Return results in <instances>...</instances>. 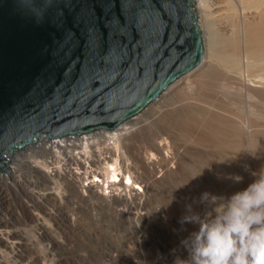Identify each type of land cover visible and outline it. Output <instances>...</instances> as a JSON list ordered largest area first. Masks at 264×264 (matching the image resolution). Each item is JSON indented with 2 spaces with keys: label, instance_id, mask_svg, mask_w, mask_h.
<instances>
[{
  "label": "bare ground",
  "instance_id": "bare-ground-1",
  "mask_svg": "<svg viewBox=\"0 0 264 264\" xmlns=\"http://www.w3.org/2000/svg\"><path fill=\"white\" fill-rule=\"evenodd\" d=\"M193 1L205 46L204 59L196 71L184 79L180 78L181 81H176L149 109L147 107L140 113L138 119L134 117L128 120L115 133L99 130L82 139H79L80 135L76 136L81 149L78 153L72 150L74 147L79 149L75 143L70 147L67 140L63 141L64 146L47 144L52 139H43L36 145L26 147L31 149L22 152L23 154H18L21 150L14 154L10 161L27 164L35 177L23 181L14 167L9 169L7 178L0 177V201L6 207L5 213L0 210V264H173L176 256L185 255L180 243L174 244L175 247L178 246L175 250L160 249L161 247L148 250L147 232L143 228L137 229L134 234L130 233L133 235L128 237L120 249L113 244L108 245L110 242L105 245L95 244L88 239L90 235L87 238L84 234L83 224L80 222L86 215L95 214L96 209L105 205L114 206L118 215L129 217L139 226L140 222L142 224L149 217L144 199L171 183L176 176H183L186 154L184 147L178 145L173 131L163 132L169 138V143H174L172 148L175 150L172 153H166L172 145L159 142L162 135L153 140L150 138L147 146L146 143L132 144L134 139L132 141L130 137L137 126L144 127L147 123L158 120L162 113L170 114L172 119L179 111L175 105L171 107L175 90L192 88L193 83L209 80L210 83L220 82L230 88L247 103L249 111L258 107V104L264 106V0ZM207 102L213 105L208 99ZM230 103L236 104H227ZM185 113L182 111L183 116H178L180 124L190 125L193 122L192 112L188 110ZM261 113L264 115V112ZM146 114H150V118L143 119ZM258 115L254 114L255 117L244 121L243 125L255 132L251 135L250 142L261 145L264 144V139L261 138L264 136L256 132L264 130V120L262 122L258 119ZM177 119L175 121L178 122ZM214 119V136L234 133V125L228 119ZM174 127L177 130L176 125ZM235 135L237 143L245 140L236 133ZM70 137L67 139L70 140ZM143 141L147 142L143 139L141 143ZM149 149L156 154L149 152ZM30 152L31 155L36 154V157L42 156L41 154H48L49 157L41 162L35 160V157V161H32ZM150 153L154 154L155 159ZM97 178L110 187L123 189L125 194H120L113 204L112 199L98 193L101 186L96 184ZM90 179L95 181L86 187L85 182ZM130 184L138 185L143 193ZM122 202L125 206L120 208ZM192 225L183 226L182 230L186 232L183 236L186 237L194 228L197 229L198 226ZM32 231L35 234L30 235ZM99 234L94 231L92 235L99 239ZM144 250H148V260L128 257Z\"/></svg>",
  "mask_w": 264,
  "mask_h": 264
},
{
  "label": "water",
  "instance_id": "water-1",
  "mask_svg": "<svg viewBox=\"0 0 264 264\" xmlns=\"http://www.w3.org/2000/svg\"><path fill=\"white\" fill-rule=\"evenodd\" d=\"M80 0H0V175L14 154L43 139L115 131L142 113L205 56L193 0H106L97 14L126 25L122 47L65 49L61 17Z\"/></svg>",
  "mask_w": 264,
  "mask_h": 264
},
{
  "label": "rangeland",
  "instance_id": "rangeland-1",
  "mask_svg": "<svg viewBox=\"0 0 264 264\" xmlns=\"http://www.w3.org/2000/svg\"><path fill=\"white\" fill-rule=\"evenodd\" d=\"M188 75H185L184 77L186 78L188 77ZM178 81H181V79ZM211 83L208 80V82H200L198 84L193 83L192 88L188 87V88L175 90L174 91L175 94L173 97L174 100L171 107L175 105L176 110L179 111L176 112L175 115H173L174 117L172 116V119H170L171 118L170 114L162 113L163 115L161 114L158 120L156 119L150 124L147 123V125H145L144 127L137 126L136 131L134 130V133H132V135L130 136L132 141L134 139L133 141L134 143L132 144L144 145L146 143L145 145L147 146V143L150 140V138L151 140H153L157 138L158 135L159 136L162 135L161 136L162 140H159V142L161 141L163 144L164 143L166 144L167 142V144H169L170 146L172 145L170 148L173 149V150L169 149V151H167L166 153H172L174 152L175 149L172 148L174 143L172 144L171 141L169 143V138L166 135H164L163 132H167L169 130L172 133L173 131L172 134H174V136L176 137L175 139L176 141H178L177 142L178 145L180 144V146L184 147L186 154L185 155L186 161L183 160L184 161L183 164L185 166L182 164V166H184L183 167L184 169L182 171L183 178L176 176L171 181L172 184L168 183L164 187L157 189L155 191L156 193L154 192L149 194L152 196L148 195V197H146L147 199L146 198L144 199V202L146 203V207L148 208L149 211V217L148 219L142 221V224L140 222L141 225L139 224V226L138 224H135V222L132 221V219H130L129 217H124L120 214L119 216L118 215L119 212L118 211H117L118 213L116 212L114 206L113 207L108 206L109 207L108 208L107 206L104 205L96 209L95 214L86 215L84 217L85 220L83 218L80 224H83L82 225L83 231L86 232V233L84 232V234L87 236V238L90 235L91 238L89 237L88 239L93 240L92 241L93 243L105 245L110 242L108 245L113 244L114 247L120 249L123 247L125 241L129 239L137 231V229L138 230L144 229L143 231L145 233L147 232L146 240L148 241L147 243L148 250L156 247H158V249L159 247H161L160 249L169 248L170 250H175L176 247L178 246L175 247L174 244L176 243L179 244L181 237L182 238L185 237L183 235L186 233L185 231H183L184 229L182 230V227L180 226V224L177 223V221L182 215L185 214L186 211L185 205L189 203L192 198L198 197L200 192L205 189L211 190L212 192L215 193L227 195L231 191H234L238 188H243L244 186L247 185V183H249L253 179V176L250 174L251 171L252 170L258 171L260 167L264 165V144L259 145L254 142L251 143L249 139L251 135L253 136L255 134V132L252 129L248 130V128H245L243 125L244 121H249L251 118H254L255 117L254 114H259L258 115L259 117L257 118L263 122L264 115H262L261 112H264V106L258 104V107L252 108L249 111V108L247 107V103L245 104V101L242 100L236 94H234L230 88H228L227 86H225L223 83L220 82L213 83V81H211ZM208 84L211 85L209 86ZM170 92L173 91L170 90ZM207 99L210 102H212L213 105L212 104L210 105V103L207 102ZM228 102H236V104L230 103L229 105L227 104ZM149 108L150 106H148L147 109ZM182 109H187V110H182ZM188 110L192 112V116H193V122H191L190 125L187 124L189 127L186 124L185 125L180 124V120H179V118L182 117L183 114H186L185 112ZM139 117L137 115V117L135 116L134 119H138ZM148 117L150 118V114H146L145 118L143 119H147ZM214 117H221L223 119H228L229 122H232L234 125V133L230 132L227 133V136H222V137L214 136L212 133V125L215 121ZM175 118L178 120V122L175 121L176 120ZM175 125L177 130L174 127ZM173 127L174 129H172ZM161 130L162 132H159ZM156 131H158L159 133ZM263 131L264 130L262 131L257 130L256 133L259 134L260 136L261 135L264 136ZM115 132L116 131H113L112 133ZM154 132L157 134H155ZM152 133L153 135L154 134L155 135L151 136ZM235 133L238 135L239 138L243 137V139L245 140L241 141L240 144L237 143L236 142L237 136L235 135ZM145 135L147 138L145 137ZM86 136L89 137V135L86 134L80 136L79 139H82ZM164 137L167 139H165ZM70 138H71L70 140L67 139V137H64L62 139L49 140L47 144L56 143L65 146L63 141L67 140L68 146L70 145V147H72L75 143L79 148L80 142L76 141L77 137L71 136ZM261 138L264 139V137ZM143 139L147 142L143 141V143H141ZM39 144L41 145V143ZM29 149H31V147L23 151L21 150V152H19L18 154L21 155L24 153V151H28ZM72 150L74 151V153H78L81 151L80 148L76 149L75 147ZM150 151L153 152L152 150L149 149V152ZM153 153L156 154L155 151ZM153 153L150 154L155 159ZM31 154L32 153L30 152V155ZM37 154L40 155V153ZM35 155L36 154L31 155L33 157L32 161L37 160L41 162L44 160V158L49 157L48 154H44V155L41 154L42 156H37V157ZM229 157L236 158L234 163L230 161L231 167H225L216 163L218 160H222ZM11 162L12 161L9 162L8 170L5 173L1 174L0 177L7 178L8 177L7 175L9 174V169L11 167L17 169L16 172L23 181L35 177V173L34 172L32 173L30 167L27 164H18L16 162H12V163ZM201 171L203 172L202 177L196 181L190 182L189 177L192 174ZM227 172H235L243 175L244 181L240 184H234L232 181L217 179L218 176H222L224 173ZM101 180L98 178L96 179V184L98 183L101 186V188H98V193H100L102 197L107 196V198L112 199L113 204L115 203V201H117L116 198L117 197L119 198L120 194L121 195L125 194L124 193L125 191H123V189H120L116 186L110 187L107 183L104 184L103 181ZM106 180L107 179H105V181ZM92 181H95V179H90L88 182H85L86 187ZM124 182H127V180H125ZM1 186L2 183L0 182V187ZM130 186L136 188L140 193H143L142 188H140L138 185L132 186L130 184ZM119 189L121 192L119 191ZM123 204L124 203L122 202L120 208L122 206L123 207L125 206ZM0 210H2L4 213L6 211L5 205L1 203V201H0ZM207 210H208L207 207L202 208L200 206H197V211H200L201 214H203V212ZM114 212H116L117 214ZM88 224H90L91 228L89 227ZM125 224L127 226H125ZM189 225L193 226L192 224ZM125 230L127 231V233ZM94 231L100 233L99 239H95L94 236L92 235L94 234ZM122 231H124L125 233L124 232L122 233ZM194 231L195 228L192 230V232ZM33 234H35V232L33 231L30 232V235ZM121 238L123 240H121ZM148 250H144V252L141 251L142 254H140L141 252L133 253L134 256L129 255L128 257L129 258L134 257V259L136 258L135 260L138 259H141L142 261L148 260L149 259Z\"/></svg>",
  "mask_w": 264,
  "mask_h": 264
},
{
  "label": "clouds",
  "instance_id": "clouds-1",
  "mask_svg": "<svg viewBox=\"0 0 264 264\" xmlns=\"http://www.w3.org/2000/svg\"><path fill=\"white\" fill-rule=\"evenodd\" d=\"M235 157L216 163L231 167ZM253 179L243 188L229 194L205 189L185 205V214L177 223L197 225L180 240L184 256H176L173 264H264V165L252 170ZM203 172L189 177L190 182L200 179ZM218 180L240 184L244 176L227 172ZM197 206L207 207L201 214Z\"/></svg>",
  "mask_w": 264,
  "mask_h": 264
},
{
  "label": "snow or ice",
  "instance_id": "snow-or-ice-1",
  "mask_svg": "<svg viewBox=\"0 0 264 264\" xmlns=\"http://www.w3.org/2000/svg\"><path fill=\"white\" fill-rule=\"evenodd\" d=\"M105 2L106 0H80V4L77 5L79 11L72 19L61 17L58 23L62 29V41L65 49H70L79 40L93 55L103 53L104 31H109L111 46L108 49L109 60L107 63L111 66L110 70L115 72L117 61L112 58L111 53L122 47L126 25L122 24L121 19L116 16L109 18L106 12L102 11L101 14H97V6L103 9Z\"/></svg>",
  "mask_w": 264,
  "mask_h": 264
}]
</instances>
